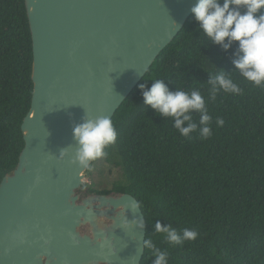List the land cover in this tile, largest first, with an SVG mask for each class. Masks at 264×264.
<instances>
[{
    "label": "trees",
    "instance_id": "1",
    "mask_svg": "<svg viewBox=\"0 0 264 264\" xmlns=\"http://www.w3.org/2000/svg\"><path fill=\"white\" fill-rule=\"evenodd\" d=\"M237 49L212 43L191 15L112 118L117 140L104 158L120 168L122 179L109 191L88 189L134 196L147 223L146 239L166 255L167 264H264V87L235 69ZM32 67L25 0H0V184L25 147L22 124L32 103ZM220 71L233 78L241 95L220 91L210 97V79ZM153 79L163 80L171 92L201 93L212 118L208 138L200 135L198 112L190 113L197 130L185 138L173 118L145 104L139 86L148 90ZM157 223L181 236L184 229L198 235L170 244L156 231ZM155 259L145 248L140 264Z\"/></svg>",
    "mask_w": 264,
    "mask_h": 264
},
{
    "label": "water",
    "instance_id": "2",
    "mask_svg": "<svg viewBox=\"0 0 264 264\" xmlns=\"http://www.w3.org/2000/svg\"><path fill=\"white\" fill-rule=\"evenodd\" d=\"M196 2L25 0L34 91L25 147L0 184V264L141 263L147 223L138 200L84 194L88 169L70 162L73 129L112 120Z\"/></svg>",
    "mask_w": 264,
    "mask_h": 264
},
{
    "label": "clouds",
    "instance_id": "3",
    "mask_svg": "<svg viewBox=\"0 0 264 264\" xmlns=\"http://www.w3.org/2000/svg\"><path fill=\"white\" fill-rule=\"evenodd\" d=\"M191 13L198 23L199 30L212 43L220 45L224 50L238 45L237 59L233 60L235 69L247 81L257 87H264V0H197L191 8ZM152 86L144 90V84L139 87L143 92L146 105L160 115L174 119V128L185 138L196 132L197 124L192 122L190 113L200 114V124L203 127L200 135L208 138L211 129L208 126L211 117L205 100L199 91L191 93L183 90L171 92L161 79H153ZM210 97L215 99L217 92L241 95L242 89L229 75L220 71L210 79ZM187 122V127L182 125ZM218 124L222 125L223 120ZM73 138L78 147L71 163L91 170L92 162L106 155L105 149L115 144L117 133L111 118L107 116L86 119L73 129ZM67 151L61 152V158ZM135 208L136 205H130ZM142 228L143 223H138ZM158 233H165L170 244H180L184 240H195L198 233L184 229L181 236L171 227L155 225ZM144 246L155 256V264H167L166 255L156 247L151 239L144 241Z\"/></svg>",
    "mask_w": 264,
    "mask_h": 264
},
{
    "label": "rangeland",
    "instance_id": "4",
    "mask_svg": "<svg viewBox=\"0 0 264 264\" xmlns=\"http://www.w3.org/2000/svg\"><path fill=\"white\" fill-rule=\"evenodd\" d=\"M92 165V170L85 174L84 184L86 187L83 190L84 194L88 192V189L109 191L114 184L122 179L120 168L108 164L104 156L94 161Z\"/></svg>",
    "mask_w": 264,
    "mask_h": 264
}]
</instances>
